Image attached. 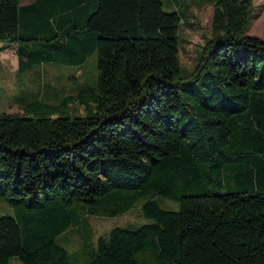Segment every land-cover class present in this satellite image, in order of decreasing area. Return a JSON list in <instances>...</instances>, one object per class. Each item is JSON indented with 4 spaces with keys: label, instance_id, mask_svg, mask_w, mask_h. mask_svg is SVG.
Returning <instances> with one entry per match:
<instances>
[{
    "label": "trees",
    "instance_id": "trees-1",
    "mask_svg": "<svg viewBox=\"0 0 264 264\" xmlns=\"http://www.w3.org/2000/svg\"><path fill=\"white\" fill-rule=\"evenodd\" d=\"M253 13L254 0H215L184 74L182 14L161 0H0V73L7 48L18 75L98 58L93 98L85 87L38 99L41 115L0 114V195L16 204L0 214V264H73L60 234L140 198L145 220L100 234L85 264H264V39L246 33ZM75 100L83 114L65 112Z\"/></svg>",
    "mask_w": 264,
    "mask_h": 264
},
{
    "label": "rangeland",
    "instance_id": "rangeland-1",
    "mask_svg": "<svg viewBox=\"0 0 264 264\" xmlns=\"http://www.w3.org/2000/svg\"><path fill=\"white\" fill-rule=\"evenodd\" d=\"M167 10L178 9L182 14L179 28L180 61L184 74L195 68L205 39L211 34L212 17L215 0H161ZM247 34L264 39V0H254V13L252 15ZM2 71L0 73L1 100L0 114L3 112H31L43 114L38 99L44 103H60L66 95H76L83 88L93 98L92 93L97 91L98 58L97 53L89 56L85 65H61L57 63L46 64L32 68L22 75L17 74V57L9 48L2 50ZM75 100L66 105L65 112L83 114L85 108ZM90 102L94 103L92 100ZM63 106L62 110L63 111ZM140 198L135 206L125 213L115 216L91 215L87 225L76 229L70 228L59 235V240L71 253L73 264H85L90 254L92 244L96 245L100 234L108 231L115 225L138 224L145 220L142 213ZM161 206L177 208V202L159 199ZM15 215L16 204L0 195V214ZM87 242H90L87 244ZM9 264H24L19 257L11 256Z\"/></svg>",
    "mask_w": 264,
    "mask_h": 264
},
{
    "label": "crops",
    "instance_id": "crops-1",
    "mask_svg": "<svg viewBox=\"0 0 264 264\" xmlns=\"http://www.w3.org/2000/svg\"><path fill=\"white\" fill-rule=\"evenodd\" d=\"M37 0H20V3H21V5H28V4H31V3H34V2H36ZM16 49V46H14V50ZM14 55H16L15 53H13ZM16 57H17V55H16ZM88 58H89V56H88ZM88 58L83 62V63H81V64H79V65H73V66H77L78 68L79 67H82L83 65H85V62L88 60ZM17 63H18V58H17ZM48 64H52V63H48ZM43 65H46V64H43ZM40 66H42V65H40ZM37 67H39V66H37ZM36 68V67H35ZM30 71V70H29ZM27 73V72H26Z\"/></svg>",
    "mask_w": 264,
    "mask_h": 264
}]
</instances>
